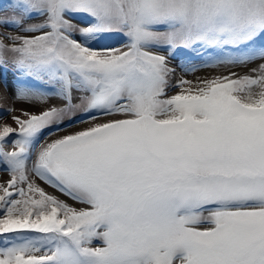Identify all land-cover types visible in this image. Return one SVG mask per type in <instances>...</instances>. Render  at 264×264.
Listing matches in <instances>:
<instances>
[{
    "label": "snow or ice",
    "instance_id": "snow-or-ice-1",
    "mask_svg": "<svg viewBox=\"0 0 264 264\" xmlns=\"http://www.w3.org/2000/svg\"><path fill=\"white\" fill-rule=\"evenodd\" d=\"M262 38L264 0H7L0 264H264Z\"/></svg>",
    "mask_w": 264,
    "mask_h": 264
},
{
    "label": "rangeland",
    "instance_id": "rangeland-1",
    "mask_svg": "<svg viewBox=\"0 0 264 264\" xmlns=\"http://www.w3.org/2000/svg\"><path fill=\"white\" fill-rule=\"evenodd\" d=\"M7 0H0V8H2L4 6V4H6ZM77 22H83L82 19L77 21ZM105 43H108L112 46H119V39L118 38H111L109 40H107ZM182 59V54H178L176 59L172 61V64L175 65L177 64L180 60ZM261 61H257L256 63H260ZM255 65H250V67H254ZM233 71H236L237 73L243 75L245 73L248 72V69L246 68H235V69H232ZM220 74H223V75H227L228 72L227 70L225 69H202L200 72L196 73V75H199V76H213V75H220ZM0 76H2V78L4 80L7 81V84H8V91H7V97L8 99L6 100H3V101H0V114H3L5 113L6 109H8L9 107L11 108H14V109H20L22 107H27V106H22V105H16L14 104L15 102H19V101H14L11 99L12 95H13V88H14V84L16 83L15 81V78L12 74V72L9 70L7 73H3V74H0ZM187 79H192L193 76H188V77H185ZM3 91V88H2V85H0V92ZM55 101H52V103H54ZM23 103V102H21ZM15 105V106H14ZM30 111H38V109H34V108H30L29 109ZM18 114V113H17ZM10 117L9 116H4V118L2 120H0V123H10ZM61 135L63 133H60ZM10 150V149H9ZM8 177H7V174L4 173V172H0V181H3V180H6ZM42 187H45V190L47 192H49L50 194L52 195H55V196H58L60 199H67L66 197H63L60 193L56 192L54 189L52 188H49L47 186H44V185H41Z\"/></svg>",
    "mask_w": 264,
    "mask_h": 264
},
{
    "label": "bare ground",
    "instance_id": "bare-ground-1",
    "mask_svg": "<svg viewBox=\"0 0 264 264\" xmlns=\"http://www.w3.org/2000/svg\"><path fill=\"white\" fill-rule=\"evenodd\" d=\"M55 103V102H54ZM14 104H16V105H22V106H27L25 103H21V102H15ZM15 106V105H14Z\"/></svg>",
    "mask_w": 264,
    "mask_h": 264
},
{
    "label": "trees",
    "instance_id": "trees-1",
    "mask_svg": "<svg viewBox=\"0 0 264 264\" xmlns=\"http://www.w3.org/2000/svg\"><path fill=\"white\" fill-rule=\"evenodd\" d=\"M261 42L264 43V38H262Z\"/></svg>",
    "mask_w": 264,
    "mask_h": 264
}]
</instances>
